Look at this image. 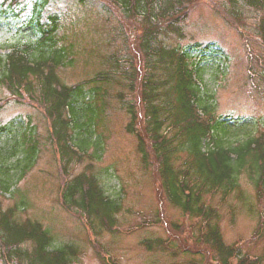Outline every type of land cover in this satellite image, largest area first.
I'll use <instances>...</instances> for the list:
<instances>
[{
  "label": "trees",
  "instance_id": "1",
  "mask_svg": "<svg viewBox=\"0 0 264 264\" xmlns=\"http://www.w3.org/2000/svg\"><path fill=\"white\" fill-rule=\"evenodd\" d=\"M9 1L11 5L19 0ZM48 1L39 0L30 21L38 34L36 39L0 56V87L15 101L27 100L40 107L50 120V141L65 178L59 194L61 206L82 212L88 228L94 223L98 231L115 229L119 204L105 195L99 175L89 172L91 163L72 177L67 171L84 156L91 162L101 159L103 143L97 128L104 112L103 85L115 81L127 89L119 90L116 97L128 114L125 130L136 137L141 163L155 166L161 193L198 224L195 233L187 234V240L196 244L194 249L187 244L177 248L174 242L161 238L144 239L143 246L173 249L175 256H189L173 264H201L205 248L213 252L211 261L215 264H263L260 256L243 254L236 243H225L217 208L206 198H228L240 188L242 174L248 176L259 196L264 193V133L235 142L222 137L227 122L214 116L213 105L203 100L201 67L198 63L195 66L192 56L178 44L166 42L168 38H184L188 7L197 0H107L125 18L139 22L138 45L144 68L137 70L130 60L112 54L106 59L107 69L71 85L62 83L56 73L66 64L67 52L65 47H57L60 17L57 13L43 15ZM84 1L78 0L80 4ZM239 1L252 8L264 6L263 0ZM226 15L230 17L227 11ZM256 29L264 41V17ZM260 79L264 82V66ZM2 99L0 105L6 98ZM21 122L14 118L9 123L18 126ZM9 123L0 124V137L10 133ZM22 129L18 136L0 144V264H73L78 256L74 245L54 247L42 223L20 217L28 200L19 192L18 182L39 154L35 128L26 125ZM179 153L186 156L177 166ZM6 197L14 203L5 205L1 198Z\"/></svg>",
  "mask_w": 264,
  "mask_h": 264
},
{
  "label": "rangeland",
  "instance_id": "2",
  "mask_svg": "<svg viewBox=\"0 0 264 264\" xmlns=\"http://www.w3.org/2000/svg\"><path fill=\"white\" fill-rule=\"evenodd\" d=\"M38 2L19 0L10 5L9 0H0V56L36 39L38 34L30 21ZM48 13L60 17L57 47H65L67 52L66 64L56 70L62 83L75 84L107 69L106 59L112 54L143 70L139 22L125 18L107 0H85L81 4L78 0H49L43 15ZM262 17L264 6L252 8L239 0H197L188 7L184 38L166 41L178 44L192 56L195 66L198 63L201 67L203 100L213 105L214 116L227 122L221 136L233 142L264 133V82L260 79L264 41L256 29ZM119 90L127 91L115 81L103 85L104 112L97 128L103 143L101 159L91 162L84 156L67 167L72 177L91 163L89 172L99 175L105 195L119 204L115 229L108 232L98 231L94 223L88 228L82 212L61 206L59 194L65 178L50 141V120L40 107L27 100L17 102L0 87V100L6 98L0 107L1 126L14 118L22 120L18 126L9 123L10 133L0 137V144L29 125L35 128L39 148L36 163L18 182L19 192L28 200L20 217L42 223L54 247L74 245L78 256L73 264H173L186 260L188 255L175 256L173 249H147L142 244L144 239L161 238L174 242L177 248L187 244L194 249L196 244L187 240V234L195 233L198 224L161 193L155 166L141 163L136 137L125 130L129 118L116 97ZM185 156L179 153L175 164L180 166ZM239 184L228 198L213 195L206 202L217 208L225 243H236L243 254L260 256L264 264V193L257 194L246 174L240 175ZM1 199L7 206L14 203L11 198ZM204 252L202 256L207 259L202 257L201 264H215L211 261L213 252L208 248Z\"/></svg>",
  "mask_w": 264,
  "mask_h": 264
}]
</instances>
